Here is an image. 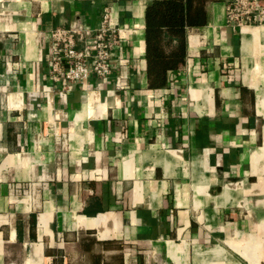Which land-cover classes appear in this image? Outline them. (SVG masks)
<instances>
[{
  "label": "crops",
  "instance_id": "obj_1",
  "mask_svg": "<svg viewBox=\"0 0 264 264\" xmlns=\"http://www.w3.org/2000/svg\"><path fill=\"white\" fill-rule=\"evenodd\" d=\"M154 1L0 0V264H264V25L206 0L156 89ZM106 8L111 76L52 80V29Z\"/></svg>",
  "mask_w": 264,
  "mask_h": 264
},
{
  "label": "built area",
  "instance_id": "obj_2",
  "mask_svg": "<svg viewBox=\"0 0 264 264\" xmlns=\"http://www.w3.org/2000/svg\"><path fill=\"white\" fill-rule=\"evenodd\" d=\"M226 21L233 27L263 26L264 0H226ZM123 30L106 8L98 28L77 21L51 31L49 74L69 89L95 76L106 80L121 44ZM121 87V86H120Z\"/></svg>",
  "mask_w": 264,
  "mask_h": 264
},
{
  "label": "trees",
  "instance_id": "obj_3",
  "mask_svg": "<svg viewBox=\"0 0 264 264\" xmlns=\"http://www.w3.org/2000/svg\"><path fill=\"white\" fill-rule=\"evenodd\" d=\"M206 0H156L147 7L146 58L151 86L160 89L184 65L189 27L205 22Z\"/></svg>",
  "mask_w": 264,
  "mask_h": 264
}]
</instances>
